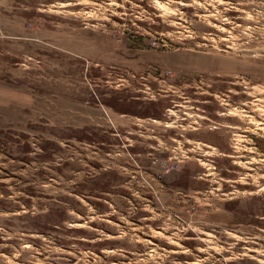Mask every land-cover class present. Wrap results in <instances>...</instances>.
Returning a JSON list of instances; mask_svg holds the SVG:
<instances>
[{
	"label": "rangeland",
	"instance_id": "obj_1",
	"mask_svg": "<svg viewBox=\"0 0 264 264\" xmlns=\"http://www.w3.org/2000/svg\"><path fill=\"white\" fill-rule=\"evenodd\" d=\"M0 264H264V0H0Z\"/></svg>",
	"mask_w": 264,
	"mask_h": 264
}]
</instances>
